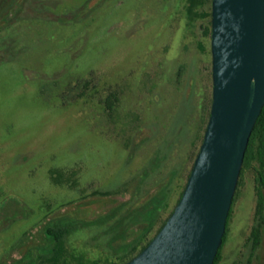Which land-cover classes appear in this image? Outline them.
<instances>
[{
  "label": "rangeland",
  "instance_id": "1",
  "mask_svg": "<svg viewBox=\"0 0 264 264\" xmlns=\"http://www.w3.org/2000/svg\"><path fill=\"white\" fill-rule=\"evenodd\" d=\"M213 0H0V264H124L174 210L213 102ZM259 164L219 264H264ZM156 210L158 218L149 229Z\"/></svg>",
  "mask_w": 264,
  "mask_h": 264
},
{
  "label": "water",
  "instance_id": "2",
  "mask_svg": "<svg viewBox=\"0 0 264 264\" xmlns=\"http://www.w3.org/2000/svg\"><path fill=\"white\" fill-rule=\"evenodd\" d=\"M213 102L182 198L126 264H214L264 107V0H213Z\"/></svg>",
  "mask_w": 264,
  "mask_h": 264
},
{
  "label": "trees",
  "instance_id": "3",
  "mask_svg": "<svg viewBox=\"0 0 264 264\" xmlns=\"http://www.w3.org/2000/svg\"><path fill=\"white\" fill-rule=\"evenodd\" d=\"M255 161H257L259 164V168L257 169L259 188H258V204H257V209H256V218L260 222L258 223L256 228H254L252 230L251 237H252L253 245L257 246V245H259L260 239H261V223L264 221V107L262 109V112H261L258 120H257V123L254 127V130L251 134L249 144H248V148H247L245 158H244V162H243V168L251 166L252 163ZM190 174H191V172L189 173V176H190ZM189 176H188V179H189ZM186 185H187V183H186ZM186 185H185V187H186ZM184 190H185V188H184ZM184 190H183V192H184ZM183 192L181 193V196H180L177 204L181 200ZM174 210H175V208H174ZM173 211H172V213H173ZM150 213L153 217L151 219V222H150L151 224L149 226V229H151V227H153V225L156 223V220L158 218V213L156 212V210H150ZM171 214L169 215V217L171 216ZM168 218L160 225V227L157 230L154 237L158 234V232L161 230V228L165 225ZM48 231H49V234L51 236H53V238L56 242V246H57L56 253L51 257L49 264H60V261L62 258V252L64 249V238L67 234L66 229L65 228H50ZM152 239H150L148 241V243L141 249V251H139V253H137V255L140 254L142 252V250H144L149 245V243L152 241ZM225 239H226V233H225L224 238H223L222 246L220 247L219 252L215 258L214 264H219L221 261V250H222V247L225 243ZM136 256L131 258L129 261L134 259ZM128 262H126V263H128ZM126 263H124V264H126Z\"/></svg>",
  "mask_w": 264,
  "mask_h": 264
}]
</instances>
